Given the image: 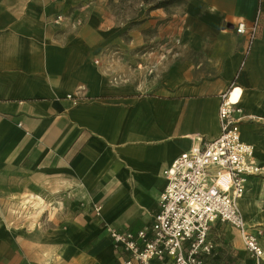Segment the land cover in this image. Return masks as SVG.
<instances>
[{"label": "crops", "instance_id": "crops-1", "mask_svg": "<svg viewBox=\"0 0 264 264\" xmlns=\"http://www.w3.org/2000/svg\"><path fill=\"white\" fill-rule=\"evenodd\" d=\"M258 7L254 38L236 33ZM183 10L179 49L134 60L142 35L128 43L95 4L0 0V264H120L105 225L152 222L163 171L218 136L230 85L261 168L238 208L264 230V0H186ZM209 239L205 264H256L233 226L215 222Z\"/></svg>", "mask_w": 264, "mask_h": 264}, {"label": "built area", "instance_id": "built-area-1", "mask_svg": "<svg viewBox=\"0 0 264 264\" xmlns=\"http://www.w3.org/2000/svg\"><path fill=\"white\" fill-rule=\"evenodd\" d=\"M260 17L258 7L250 26L241 20L236 33L248 32L252 40ZM63 19L57 14L53 22L59 24ZM236 89L239 92L232 100ZM240 96L241 89L230 85L220 96L218 136L181 153L163 171L166 183L150 224L135 232L105 225L113 246L124 254L120 264H205L214 252L209 232L217 221L238 230L245 249L261 264L264 249L257 231L243 222L238 208L247 178L261 170L253 145L240 137V119L235 116L242 113Z\"/></svg>", "mask_w": 264, "mask_h": 264}, {"label": "rangeland", "instance_id": "rangeland-1", "mask_svg": "<svg viewBox=\"0 0 264 264\" xmlns=\"http://www.w3.org/2000/svg\"><path fill=\"white\" fill-rule=\"evenodd\" d=\"M185 1H175L165 8L159 9L156 11L157 13H151L148 5L139 2V0H71L73 8L95 4L99 10H104L105 16L122 29L123 39L128 43L132 34L135 31L139 32V35H142V42L138 46L132 47L134 60L135 56H140L143 53L167 60L168 52L171 54V52L179 49L177 35L181 31L183 3ZM254 228L258 238L264 235L262 228L257 226ZM241 242L244 247L242 238ZM244 251L251 256L245 247Z\"/></svg>", "mask_w": 264, "mask_h": 264}, {"label": "trees", "instance_id": "trees-1", "mask_svg": "<svg viewBox=\"0 0 264 264\" xmlns=\"http://www.w3.org/2000/svg\"><path fill=\"white\" fill-rule=\"evenodd\" d=\"M178 1V0H139V2L148 5L149 10L157 8H165L169 4Z\"/></svg>", "mask_w": 264, "mask_h": 264}, {"label": "bare ground", "instance_id": "bare-ground-1", "mask_svg": "<svg viewBox=\"0 0 264 264\" xmlns=\"http://www.w3.org/2000/svg\"><path fill=\"white\" fill-rule=\"evenodd\" d=\"M237 94H238V91L235 90L234 93H233V95L231 96V99H232V100H235ZM239 211H240V209H239ZM240 213H241V211H240ZM242 214H243V213H241V217H242ZM242 220H243V217H242ZM243 222H244V220H243ZM245 222H246V220H245ZM245 222H244V223H245ZM246 223H247V222H246Z\"/></svg>", "mask_w": 264, "mask_h": 264}]
</instances>
